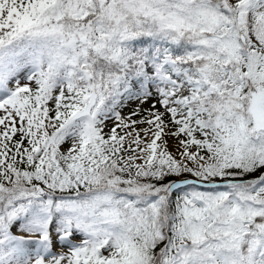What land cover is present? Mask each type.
I'll list each match as a JSON object with an SVG mask.
<instances>
[{
	"label": "snow or ice",
	"instance_id": "1",
	"mask_svg": "<svg viewBox=\"0 0 264 264\" xmlns=\"http://www.w3.org/2000/svg\"><path fill=\"white\" fill-rule=\"evenodd\" d=\"M0 264H264V0H0Z\"/></svg>",
	"mask_w": 264,
	"mask_h": 264
}]
</instances>
